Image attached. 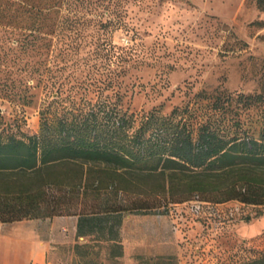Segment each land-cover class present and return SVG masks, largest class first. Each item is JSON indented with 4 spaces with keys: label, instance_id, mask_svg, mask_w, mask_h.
I'll return each instance as SVG.
<instances>
[{
    "label": "rangeland",
    "instance_id": "1",
    "mask_svg": "<svg viewBox=\"0 0 264 264\" xmlns=\"http://www.w3.org/2000/svg\"><path fill=\"white\" fill-rule=\"evenodd\" d=\"M70 1L81 18L65 14L68 0H52L49 38L56 52L27 55L33 78L8 77L1 58L12 44L0 18V128L6 123V130L16 125L33 134L46 118L81 117L92 104L107 101L134 114L135 127L150 111L168 116L177 108L196 130L208 122L227 134H264V0ZM119 3L126 8L127 27H104L103 21L114 18L105 8ZM59 50L63 53L55 58ZM237 205L233 200L216 207L227 212ZM242 209L241 218L221 228L226 259L248 256L234 248L244 241L264 252V206ZM144 215L152 219L149 227L139 221ZM66 217L52 219L75 221ZM183 226L191 238L199 232L195 225ZM86 238L84 259H73L68 246L58 245L55 264H179L181 235L165 212L126 213L120 228L123 255L117 259L108 256L106 242ZM126 239L150 245L126 250Z\"/></svg>",
    "mask_w": 264,
    "mask_h": 264
},
{
    "label": "trees",
    "instance_id": "2",
    "mask_svg": "<svg viewBox=\"0 0 264 264\" xmlns=\"http://www.w3.org/2000/svg\"><path fill=\"white\" fill-rule=\"evenodd\" d=\"M68 3L65 14L81 18ZM54 7L52 0H0L12 44L1 58L8 77L35 76L30 52L55 54L49 38ZM116 7L105 8L114 18L103 21L104 27H127L125 6ZM92 108L81 117L46 118L33 134L16 125L6 130V123L0 128L1 222L78 216V236L106 242L108 256L117 259L123 255L126 213H164L196 195L213 203L264 206V134H227L208 122L196 130L177 108L168 116L150 111L136 127L134 114L127 116L117 104L103 101ZM77 249L87 256V244ZM242 264H264V252Z\"/></svg>",
    "mask_w": 264,
    "mask_h": 264
},
{
    "label": "built area",
    "instance_id": "3",
    "mask_svg": "<svg viewBox=\"0 0 264 264\" xmlns=\"http://www.w3.org/2000/svg\"><path fill=\"white\" fill-rule=\"evenodd\" d=\"M235 202L238 205L230 208L227 212L217 209L216 206L228 202L213 203L203 200L199 195L182 203L170 204L165 213L171 216L174 227L179 230L181 235L179 264H242L260 256L262 251L255 252L251 248L250 241H244L234 247H238L239 252L249 254L243 258L240 257L241 255H234L231 260L226 259L221 251L219 236L222 226L241 218V215H244L242 208L248 205L239 200H235ZM184 224L186 227L195 225L199 228V232L195 234L194 238H191L183 230Z\"/></svg>",
    "mask_w": 264,
    "mask_h": 264
},
{
    "label": "crops",
    "instance_id": "4",
    "mask_svg": "<svg viewBox=\"0 0 264 264\" xmlns=\"http://www.w3.org/2000/svg\"><path fill=\"white\" fill-rule=\"evenodd\" d=\"M78 220L79 217L75 216V221L54 220L52 217L0 221V264H55L53 256L58 245L68 246L72 258L80 262L82 256L78 254L77 247L86 244L87 238L78 236ZM151 220L144 215L139 221L149 227ZM139 243L137 239H126V250ZM141 245L148 247L150 243L142 242Z\"/></svg>",
    "mask_w": 264,
    "mask_h": 264
}]
</instances>
